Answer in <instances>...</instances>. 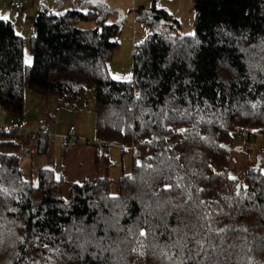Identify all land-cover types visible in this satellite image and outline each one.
<instances>
[{
  "label": "trees",
  "instance_id": "obj_1",
  "mask_svg": "<svg viewBox=\"0 0 264 264\" xmlns=\"http://www.w3.org/2000/svg\"><path fill=\"white\" fill-rule=\"evenodd\" d=\"M191 1L193 33L145 36L128 81L108 69L124 15L108 23L103 0L40 9L30 64L0 19V110L22 119L25 89L72 108L93 90L91 144L132 156L116 194L104 174L69 182L64 196L62 173L39 168L32 182L16 127L1 131L0 264H264V155L249 159L264 138V0Z\"/></svg>",
  "mask_w": 264,
  "mask_h": 264
},
{
  "label": "rangeland",
  "instance_id": "obj_2",
  "mask_svg": "<svg viewBox=\"0 0 264 264\" xmlns=\"http://www.w3.org/2000/svg\"><path fill=\"white\" fill-rule=\"evenodd\" d=\"M106 4L108 7L115 11V14L111 13L108 17V23H115L118 19L117 7L122 6L126 8V12L128 17L125 21H123L120 32L116 35V41L119 42V46L117 49L113 51L112 58L108 64L109 71H123V70H132V56H133V30L135 26V34L136 44H139L142 41V37L140 36L159 32V33H172V34H192L193 27L185 31L189 25H192L193 20L189 23L187 17L180 16V9H171L179 18V22L181 27L178 28L174 25V21L171 19H167L161 14L158 15L156 21L153 20L152 17L149 25L142 26L141 20L138 19L137 22L133 26L134 18L132 16V1L128 0H106ZM129 2V3H128ZM152 0H136V7L144 6L145 9H150L152 7L159 6L160 3L157 0L154 4H152ZM114 7V8H113ZM53 11L57 9V3L55 6L51 7ZM66 8V7H65ZM151 13V11H149ZM156 13V12H155ZM125 15V13H123ZM143 32V33H141ZM28 54H26L27 57ZM26 57L24 58V64H30L32 61V55L29 59V62H26ZM38 94L32 92L29 89L24 90L25 97V115L28 113L27 118H16L8 119V122L15 124L16 123H30V124H38L40 119V113L38 114L36 111L40 110V106L38 108L35 107L37 99H40ZM38 97V98H37ZM40 103V100H39ZM64 107H70L67 105H63ZM51 107V106H49ZM56 108L57 106H53ZM53 107H51L53 109ZM95 102H94V93L93 90H90L85 96V103L83 108H67L59 110L57 113L55 111H48L45 120L55 121L52 123V128L49 130V135H53L54 139L52 144L49 142L48 154H34L32 157H24L21 160V167L25 173V176L30 178L32 182H36L37 173L34 171L40 166H46V168H53L55 174L59 175L62 173L65 178V187L63 189L64 196H67L69 182H79L83 178H94L96 176H102L104 174H108L109 178L112 181L111 193L116 194L117 185L116 181L122 174H128L132 170V156L130 151L123 152L121 147L118 145H111L107 149L102 148L101 146H94L91 144L94 142L96 138L95 134V121H94V112ZM21 120V121H20ZM26 125V124H25ZM70 125H74L75 131L78 134V138L76 140L80 142H84V144H78L74 148L68 147V155L66 158L62 160L63 168H61V149L62 145L61 136L66 134L68 127ZM34 126V125H29ZM47 126V125H46ZM95 137V138H94ZM75 140V141H76ZM87 144H86V143ZM250 160L252 162L256 161V157H260L264 155V138L262 135H256L250 141ZM98 150V161L94 163V152ZM130 150V149H129ZM245 151L240 154V159H246ZM108 159V162H105L104 159Z\"/></svg>",
  "mask_w": 264,
  "mask_h": 264
},
{
  "label": "crops",
  "instance_id": "obj_3",
  "mask_svg": "<svg viewBox=\"0 0 264 264\" xmlns=\"http://www.w3.org/2000/svg\"><path fill=\"white\" fill-rule=\"evenodd\" d=\"M14 1L15 0H0V17L6 16L7 19H2V20L12 21L14 28H15V32L24 38L25 47H24V51H23V60L26 57V54H28L26 57V62L28 63L29 59L31 58V53L28 50L27 41H28L29 37L34 32V29H33L34 17L36 15V13L44 7H47L51 10L52 9L51 7L55 6L58 0H22V7L20 9H17L13 6ZM128 1H130V0H128ZM131 1L133 3V6H132V16L134 18L133 26L137 22L138 19L141 20L142 26L143 25L144 26L149 25V22L151 21L152 17H154L153 20L156 21V18L158 17V15L161 14V13L156 11L157 9H163L167 15L166 17L170 18L171 20L175 19L176 21H178L179 24L176 25L178 28L181 27V24H180L179 18H178L179 16L177 17V15L171 9H180V12H179L180 16L187 17L189 23L193 20L194 10L192 7V1L191 0H158L160 3V7L155 6V5H153L154 7H152V5H151L150 9H145L144 6L136 7V5H135L136 0H131ZM156 1L157 0H152V2H153L152 4H154ZM103 2L106 3L107 1L103 0ZM65 7L66 8L69 7V4L67 2L65 3ZM115 7H117L116 11L118 12L117 18H119V13H122V14L125 13V15L123 14L124 15L123 20H122V23H123V21H125L126 18L128 17L127 12H126V8L122 7L120 5L115 6ZM149 11H151V13ZM112 13L115 14V11H112ZM161 16H162V14H161ZM192 27H193L192 25H189L188 28H184V29H186L185 31H188ZM136 33L137 32L135 31V26H134L133 37H132V43L134 46L137 45L136 39H135ZM141 33H143V32H141ZM149 34H151V33H149ZM147 35H148V33L145 35L141 34L140 36L143 39ZM134 46H133V48H134ZM109 72H110V75L115 80L128 81L132 78V70L131 71L123 70V71H115V72L109 71ZM37 96H40V95H37ZM24 100H25V97H24ZM39 100H40V103H39ZM54 105L57 107L54 108L53 107ZM39 106H40V110L36 111V112L38 114L40 113V117L43 118V121H44L45 125H47L49 130L53 127L52 123H54L55 121L47 122L45 120V118L47 116V112L48 111H55L57 113L59 110H62L63 108L64 109L70 108V107H64L63 105H60L59 101L54 96H50L47 98L41 97L40 99H37L35 107L38 108ZM49 106L53 107V109ZM83 106L84 105L82 104L80 106H76L75 108H83ZM13 117L14 116L11 114L10 117H4V120H5V122L10 123V122H8V119H12ZM27 117H28V113H27V115H25V111H24L23 118L25 119ZM94 121H95V116H94ZM10 124H12V123H10ZM18 124H21V123H16V125H18ZM22 124L36 125V124H30V123H22ZM12 125H15V124H12ZM75 128H76V126H75ZM76 131H77V129H76ZM47 137H48L49 142L52 144L54 136L48 135ZM95 140H96V138H95ZM60 144L62 145L63 143H60ZM78 144H84V142L78 141L75 143V141H74L73 143L69 144L68 146H69V148L70 147L74 148ZM34 154H38L37 150L32 155H30L28 157H32ZM45 154H48V151H46ZM67 155H68V151L66 153V156ZM61 162H62V158H61ZM61 165L62 164H60V166ZM39 168H46V166H40ZM39 168H37L34 171L37 173ZM50 169H53V168L50 167ZM56 176L59 177V175H57V174H56Z\"/></svg>",
  "mask_w": 264,
  "mask_h": 264
},
{
  "label": "built area",
  "instance_id": "obj_4",
  "mask_svg": "<svg viewBox=\"0 0 264 264\" xmlns=\"http://www.w3.org/2000/svg\"><path fill=\"white\" fill-rule=\"evenodd\" d=\"M15 8L20 9L22 7V0H15L13 2ZM139 48L134 46L133 53H137ZM11 113L7 110H0V132L9 131L13 127L17 129V135L15 138V145L17 147L16 155L19 158H24L32 155L37 148V136L38 134L48 133L47 126L45 125L42 119L39 120V123L34 126H29L25 124L12 125L5 122L4 117H10ZM78 138V135L75 131L74 125H70L66 134L61 136V142L63 144L69 145L73 143ZM96 140L92 143H95Z\"/></svg>",
  "mask_w": 264,
  "mask_h": 264
},
{
  "label": "snow or ice",
  "instance_id": "obj_5",
  "mask_svg": "<svg viewBox=\"0 0 264 264\" xmlns=\"http://www.w3.org/2000/svg\"><path fill=\"white\" fill-rule=\"evenodd\" d=\"M0 19H7V17H6V16H4V17H0ZM181 131H183V130H181ZM168 187H170V186H168ZM221 231H223V229H221ZM140 234H141V235H145L144 232H141ZM197 243H200V241H197Z\"/></svg>",
  "mask_w": 264,
  "mask_h": 264
},
{
  "label": "water",
  "instance_id": "obj_6",
  "mask_svg": "<svg viewBox=\"0 0 264 264\" xmlns=\"http://www.w3.org/2000/svg\"><path fill=\"white\" fill-rule=\"evenodd\" d=\"M239 189V186L237 187V190Z\"/></svg>",
  "mask_w": 264,
  "mask_h": 264
}]
</instances>
